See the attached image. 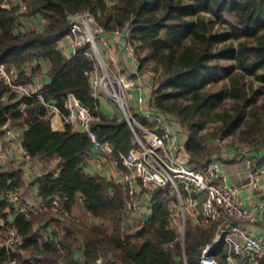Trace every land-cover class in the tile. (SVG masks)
I'll return each mask as SVG.
<instances>
[{"label": "trees", "instance_id": "trees-1", "mask_svg": "<svg viewBox=\"0 0 264 264\" xmlns=\"http://www.w3.org/2000/svg\"><path fill=\"white\" fill-rule=\"evenodd\" d=\"M27 2L25 14L43 16L46 27L18 33V9L0 7V65L10 70L49 61L51 82L43 89L45 97L66 111L64 98L75 93L93 112L92 127L99 139L118 153L134 146V132L122 115L104 113L103 100L91 95L87 72L94 62L84 48L72 56L61 50L60 41L71 31L67 13L89 10L109 32L131 28L128 40L137 52L139 72L154 73L151 86L145 83L146 108L160 112L181 135L187 131L192 167L203 169L211 156L221 155V145L209 144L220 137H231L242 149L258 147L254 166L264 165V0ZM40 71L38 67L33 72ZM32 81L26 71L16 79ZM19 97L0 80V132L7 121H22L24 148L34 159L54 161L56 170L32 181L45 208L18 213L1 197L12 190L22 196L25 172L19 167L0 170V219L13 224L21 237L20 246L0 247V264H97L100 255L107 256V264H202V247L213 239L216 221L208 225L189 220L181 241L171 222L175 197L157 190L148 218L129 231V218L137 213L128 210L126 186L87 169L94 149L88 133L69 124L54 129L52 115L38 98ZM55 197L62 203L57 212L51 209ZM205 197L198 196L199 204ZM79 201L91 218L111 220L112 229L107 223L88 225L76 218L73 209ZM227 252L223 239L211 254L228 264Z\"/></svg>", "mask_w": 264, "mask_h": 264}, {"label": "built area", "instance_id": "built-area-1", "mask_svg": "<svg viewBox=\"0 0 264 264\" xmlns=\"http://www.w3.org/2000/svg\"><path fill=\"white\" fill-rule=\"evenodd\" d=\"M0 7H16L18 9L17 32L27 30V23L33 17L25 14L28 10L27 0H0ZM67 18L71 24V31L62 40L71 50L70 55L59 46L67 56L75 55L79 49L84 48V54L93 60L94 68L87 72L91 82V95L111 102L129 123L134 132L135 144L127 153H118L110 143L99 139L92 127L93 112L75 93L66 94L65 111L56 101L45 97L44 84L38 74L32 76L33 81L30 83L16 82L19 75L16 68L9 70L4 65H0V80L8 85L11 92L17 93L19 98H38L52 116L60 114L66 124L88 133L93 141L94 149L101 151L113 165L120 167L119 182L127 188L128 210L131 214L143 210L145 201L141 197L142 194L152 197L157 190H167L175 197V200L170 202L171 222L172 224L176 222V227L180 228L182 240L185 236L186 226L184 225L188 220L208 225L216 221L213 239L202 247L200 258L202 264H221L211 251L217 248L223 239L228 244L226 258L228 264H246L247 262L242 258L249 256L256 257L254 261L258 260L259 263L264 264V235L252 233L244 224L246 222L253 224L257 221L259 212L264 210V199L255 207L249 208L244 203L246 197H243V192L247 188L253 191L261 190L264 165L255 167L249 160L250 180L246 184L233 183L222 160L215 156L209 159L203 169L192 167L185 146L180 141V133L160 112H151L146 108V84L143 81V74L139 72V69L123 72L116 60L112 59V62H109L107 59L112 52V38L118 37L132 59V65L139 67L137 52L128 40L131 28L106 31L89 10L67 13ZM43 23L47 24L45 18ZM21 107L26 115L25 103H22ZM142 119L153 123L154 126H148L142 122ZM24 130L25 125L22 121L9 120L3 125L0 132V170L8 166L3 154L8 150L9 145H13L17 149L11 152L10 162L24 163L21 167L26 176L35 171L32 157L22 145ZM202 195L206 197L201 200L200 213L199 209L195 210V207L198 206V196ZM1 198L13 205L16 213L38 212L45 208L42 199L35 208H32L14 190ZM61 205L59 197H55L51 209L57 212L61 209ZM90 219L93 218L90 216ZM177 219L178 221L182 219L180 226ZM97 221L98 224L106 223L102 220ZM3 230L6 246H20L21 237L13 224H5ZM108 260L107 256L100 255L97 264H107ZM12 263L17 264V260H13ZM250 263L252 264V261Z\"/></svg>", "mask_w": 264, "mask_h": 264}, {"label": "crops", "instance_id": "crops-1", "mask_svg": "<svg viewBox=\"0 0 264 264\" xmlns=\"http://www.w3.org/2000/svg\"><path fill=\"white\" fill-rule=\"evenodd\" d=\"M43 16L36 15L30 18V20L27 23V30L26 31H33V30H43L46 27V24L43 23ZM59 45L64 49L65 53L70 55L71 50L68 48L66 42L64 40H61ZM107 59L109 62H112L113 60L117 61L118 67L123 72H130V71H136V69L132 66V59L130 58L129 54L125 51L122 41L118 37L112 38V52L110 55L107 56ZM41 67V71L38 73H34V69ZM49 68H50V62L47 60H37L30 62L26 64L25 67L21 69H17L16 71L20 73L21 71H26L27 73L33 75H39L42 83L45 85L49 84L51 82V77L49 76ZM34 73V74H33ZM101 109L104 113L112 116L114 114L119 115L120 111L116 110V107L111 103L103 100V103L101 105ZM119 112V113H118ZM121 116V114H120ZM52 127L56 130H62L66 127V123L62 116L60 114H55L52 116ZM180 141L185 146L186 137L184 135H181L180 133ZM186 148V146H185ZM17 148L13 145H9L8 150L3 154V158L5 162L8 164L6 168H12V167H19L24 165V163L21 164H14L10 162V154L12 151H15ZM240 152L232 153L230 156H223L224 153H221V155H213L219 159L222 160L224 167L229 174V177L233 183L237 184H246L250 180V162L252 161L253 165L256 163V157L257 152L254 151H247L244 148H239ZM185 154V153H184ZM92 158L89 162L87 169L90 173H100L101 175L113 179L115 181L119 182V176H120V167H116L111 163V161L99 150L93 149L92 151ZM188 157L190 160V155L188 153ZM212 157V156H211ZM210 157V158H211ZM54 161H44L41 159H34L32 158V164L35 167V171H33L31 174L25 175V181L27 183L26 187L22 194V200L26 202L29 206L32 208H35L36 205L41 201V197L38 195V189L37 186L32 184V181L34 178L39 176V174H43L46 171L53 169L54 167ZM23 169V168H22ZM24 171V169H23ZM261 190L253 191L252 189L247 188L243 192V197L245 198V206L249 208L255 207L259 201L264 199V176L261 180ZM141 197H143V200L145 201V206L143 210L137 215H134L129 218L127 229L129 231H132L133 226L139 221L140 218L142 220L148 218L151 212L150 204H151V196L142 194ZM201 204V203H200ZM198 203V206H200ZM202 210V204L201 207H199V212L201 213ZM73 213L76 218L80 219L84 223H87L88 225L90 222L93 224H98V221L96 222L95 219H90L89 212H87L84 209L83 203L79 201V203L76 204V206L73 209ZM15 217V216H14ZM13 217V218H14ZM6 219H0V247H4L6 244L5 236H4V230L3 227L5 225ZM245 227L249 228L252 233L257 235H264V210L259 212L258 219L255 223H244ZM131 225V226H130ZM130 226V228H129ZM78 255V254H77Z\"/></svg>", "mask_w": 264, "mask_h": 264}, {"label": "rangeland", "instance_id": "rangeland-1", "mask_svg": "<svg viewBox=\"0 0 264 264\" xmlns=\"http://www.w3.org/2000/svg\"><path fill=\"white\" fill-rule=\"evenodd\" d=\"M115 1V0H114ZM135 69H139V67L138 66H136V65H132ZM137 67V68H136ZM154 73L153 72H151V71H148V72H145V73H143V81L145 82V83H149V82H151V78L152 77H154V75H153ZM49 76H50V74H49ZM51 77V76H50ZM153 79V78H152ZM151 84L152 83H149V85L151 86ZM116 110H117V108H116ZM118 111V110H117ZM119 113V112H118ZM173 119V118H172ZM173 120H175V119H173ZM175 122V121H174ZM217 124H213V127H215ZM210 129H212V127H210ZM209 129V130H210ZM182 132V131H181ZM183 134L182 135H184L185 136V134H188L187 133V131L186 130H184L183 132H182ZM187 138V137H186ZM232 139H231V137H228V138H218V139H213V140H210V143L209 144H213V145H221L222 146V153H224V155L223 156H230V154H232L233 152L234 153H237V152H240V150H239V148H240V146H239V144H233L232 142ZM255 146H257V145H255ZM248 148V147H247ZM259 148H262V146H260ZM186 149V148H185ZM263 149V148H262ZM246 150V149H245ZM248 150H251V151H258V147H256V148H248L247 149V151ZM186 152H187V150H186ZM188 153V152H187ZM199 203V202H198ZM199 207L200 206H197V207H195V210H197V209H199ZM191 209H192V207H191ZM262 212V211H261ZM196 214H198V212L196 213ZM140 220H142V218H140L139 219V221ZM139 221H137V222H139ZM182 221V219H180V221H178V219H177V222H178V226H180V222ZM184 221V220H183ZM189 221V220H188ZM188 221H187V223H185V225H184V227H185V235H186V232H187V230H188V228H189V224H188ZM175 222V221H174ZM106 223H109V224H107L108 226H109V228H111L112 229V227H113V222L111 221V220H109V221H106ZM176 223V222H175ZM175 223H173V225L176 227V224ZM136 225V224H135ZM135 225L133 226V229H135ZM131 226V225H130ZM130 226H129V228H130ZM182 226H183V222H182ZM211 227V226H210ZM210 227H208V228H210ZM132 229V230H133ZM178 231H179V238L181 239V230H180V228L178 227ZM184 239H185V236H184ZM184 239L182 240L181 239V241H184ZM79 255H80V253H79ZM241 258V257H240ZM256 257H243L242 259L243 260H245L246 262H247V264H251L250 263V261H252V264H262L263 262H260L259 263V261L257 260H255L254 261V259H255ZM241 259V260H242Z\"/></svg>", "mask_w": 264, "mask_h": 264}]
</instances>
